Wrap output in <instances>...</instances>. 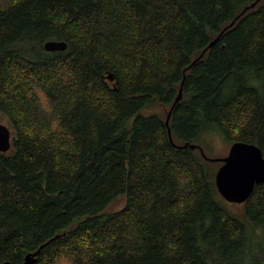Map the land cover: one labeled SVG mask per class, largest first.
I'll return each mask as SVG.
<instances>
[{"label":"trees","instance_id":"trees-1","mask_svg":"<svg viewBox=\"0 0 264 264\" xmlns=\"http://www.w3.org/2000/svg\"><path fill=\"white\" fill-rule=\"evenodd\" d=\"M0 117V264H264V185L190 147L264 157V0H0Z\"/></svg>","mask_w":264,"mask_h":264},{"label":"water","instance_id":"water-1","mask_svg":"<svg viewBox=\"0 0 264 264\" xmlns=\"http://www.w3.org/2000/svg\"><path fill=\"white\" fill-rule=\"evenodd\" d=\"M255 7V4L248 6L244 9L243 13L250 8ZM241 16V15H240ZM239 16V17H240ZM238 17V18H239ZM236 18V20L238 19ZM235 22V21H234ZM233 25L230 24L229 27ZM228 26L223 30L225 31ZM229 29V28H228ZM223 31L221 33H223ZM221 33H219L221 35ZM211 42L209 46H212L216 41ZM46 52H62L67 49V44L64 41H47L43 45ZM207 49L203 50L198 58L203 57ZM193 60L192 65L195 63ZM109 81H113V75L109 74L106 77ZM181 99V89L179 95L175 101L177 103ZM170 114L166 119V125L168 126ZM11 129L0 123V153H7L11 146ZM170 136V130L168 129ZM185 147V145L183 146ZM192 149L198 148L200 154L209 162L220 163L214 175V184L219 196L226 203L230 204H243L253 192V188L256 185H264V157L259 148L252 144L237 141L234 142L230 148L226 157L222 159H210L208 158L200 147L191 145ZM40 249V248H39ZM27 254L24 260L18 264H36L37 256L40 250ZM1 264H11L10 262H4Z\"/></svg>","mask_w":264,"mask_h":264},{"label":"rangeland","instance_id":"rangeland-1","mask_svg":"<svg viewBox=\"0 0 264 264\" xmlns=\"http://www.w3.org/2000/svg\"><path fill=\"white\" fill-rule=\"evenodd\" d=\"M0 123L4 124L9 127L8 122L6 121L5 118L0 117ZM209 139V143L203 145L204 153L205 155L210 158V159H222L227 156L228 150L230 148V145L225 144L224 140L220 138L219 135L211 136ZM218 166V165H217ZM125 201L123 197H118V199L111 205V210L112 211H117L122 208L124 205ZM228 207L231 211H234L236 214H239V216H243V208L241 205L237 204H228ZM29 254V253H27ZM26 254V255H27ZM25 255V256H26Z\"/></svg>","mask_w":264,"mask_h":264},{"label":"bare ground","instance_id":"bare-ground-1","mask_svg":"<svg viewBox=\"0 0 264 264\" xmlns=\"http://www.w3.org/2000/svg\"><path fill=\"white\" fill-rule=\"evenodd\" d=\"M131 126V125H130ZM240 137V136H239Z\"/></svg>","mask_w":264,"mask_h":264}]
</instances>
